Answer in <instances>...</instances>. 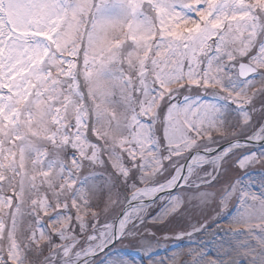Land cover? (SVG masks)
Masks as SVG:
<instances>
[{
	"label": "snow or ice",
	"instance_id": "6c2138e0",
	"mask_svg": "<svg viewBox=\"0 0 264 264\" xmlns=\"http://www.w3.org/2000/svg\"><path fill=\"white\" fill-rule=\"evenodd\" d=\"M256 169L264 0H0V264H264Z\"/></svg>",
	"mask_w": 264,
	"mask_h": 264
},
{
	"label": "rangeland",
	"instance_id": "374dc122",
	"mask_svg": "<svg viewBox=\"0 0 264 264\" xmlns=\"http://www.w3.org/2000/svg\"><path fill=\"white\" fill-rule=\"evenodd\" d=\"M232 175H234L233 172H229L228 175L225 177V180L230 178ZM248 176L254 177V178H260L264 176V173L260 172L258 169L253 170L249 172L246 176H244V179H247ZM223 182V181H222ZM217 188L220 187L219 184L216 185ZM159 206L151 208L148 212V217L146 219L151 218L159 211ZM231 214V212L229 213ZM190 220V213H186L184 216H177L175 218H170L169 222L163 225H147L148 227L152 228L153 231H156L157 233L164 232V231H172L176 230L182 227H186ZM188 241H173L170 243L169 247L165 248L164 246H161L159 249L156 250V252L153 254L155 256H163L167 252L172 251L173 249L177 247H183L187 245ZM209 248H211V245H208ZM187 251V248L185 247V252ZM115 252H120L123 255H126L130 260L134 261L135 264H146V259L142 255V253L138 250H136L132 246H127L126 244L124 246L122 245H116L114 247L109 248L106 250L103 254H101L99 257L96 258V264H104L105 260L108 256L112 255ZM214 255V253H212ZM182 260L190 259L188 256L181 257Z\"/></svg>",
	"mask_w": 264,
	"mask_h": 264
},
{
	"label": "water",
	"instance_id": "95a60500",
	"mask_svg": "<svg viewBox=\"0 0 264 264\" xmlns=\"http://www.w3.org/2000/svg\"><path fill=\"white\" fill-rule=\"evenodd\" d=\"M108 249H109V248H108ZM108 249H106V250H108ZM106 250H105V251H106Z\"/></svg>",
	"mask_w": 264,
	"mask_h": 264
}]
</instances>
